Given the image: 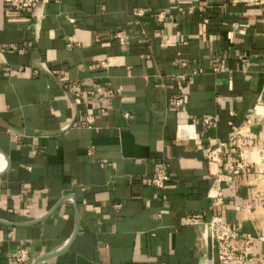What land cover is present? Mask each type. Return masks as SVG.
<instances>
[{
  "label": "crops",
  "instance_id": "obj_1",
  "mask_svg": "<svg viewBox=\"0 0 264 264\" xmlns=\"http://www.w3.org/2000/svg\"><path fill=\"white\" fill-rule=\"evenodd\" d=\"M245 124L264 138V0H0V264H219V212L264 264V149L209 195L204 148Z\"/></svg>",
  "mask_w": 264,
  "mask_h": 264
},
{
  "label": "built area",
  "instance_id": "obj_2",
  "mask_svg": "<svg viewBox=\"0 0 264 264\" xmlns=\"http://www.w3.org/2000/svg\"><path fill=\"white\" fill-rule=\"evenodd\" d=\"M11 3L16 4L22 8L35 4L38 0H9ZM203 8V6H201ZM145 11L139 9L138 14H143ZM165 11H159L160 18L165 16ZM238 26V24H237ZM116 36L121 40H126L128 34L124 30L117 31ZM72 44V37L68 39V45ZM17 48V46L12 45ZM22 51V48L20 49ZM203 68L195 69L194 74L202 72ZM181 78L192 79L193 75L181 74ZM120 90V88H118ZM114 89L107 88L105 93L107 96L111 95ZM184 96L180 95L175 99V105L179 106L184 103ZM105 107H103V110ZM209 116L204 118L205 122L210 121ZM89 121L93 119L89 116ZM250 121H248L249 123ZM228 146V154L224 157V148ZM249 149L263 150L264 138L252 135L248 124L237 127L229 134L227 141H220L212 143L204 148L206 161L209 166V171L213 175V183L209 190V195L212 198L215 206H224L225 203V181L231 183L235 176L242 173L251 164V158L246 154ZM168 164L156 171L152 176L151 182L156 187H164L171 180L172 175L169 172ZM2 167L0 166V169ZM259 172H264V167L258 168ZM258 196L262 197L264 204V191L259 192ZM250 204V203H249ZM119 205V204H118ZM248 202H239L236 204L237 209H245ZM194 222H199L194 219ZM204 236L208 237L211 241V247L214 251V257L218 260L219 264H252L256 260L255 254L249 252V246L253 239L251 234L246 235V246L240 250L237 246L236 240L240 236L232 224L225 218L222 213H215L212 217L204 222ZM261 240H264V235H257ZM29 257V248L26 246L19 247L11 254V259L17 261H25ZM212 258V259H213Z\"/></svg>",
  "mask_w": 264,
  "mask_h": 264
},
{
  "label": "water",
  "instance_id": "obj_3",
  "mask_svg": "<svg viewBox=\"0 0 264 264\" xmlns=\"http://www.w3.org/2000/svg\"><path fill=\"white\" fill-rule=\"evenodd\" d=\"M42 258H44V256L43 257H40L39 260H41Z\"/></svg>",
  "mask_w": 264,
  "mask_h": 264
}]
</instances>
